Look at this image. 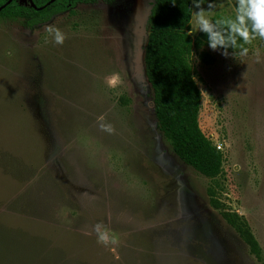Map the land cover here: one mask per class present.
Returning <instances> with one entry per match:
<instances>
[{
    "label": "rangeland",
    "instance_id": "obj_1",
    "mask_svg": "<svg viewBox=\"0 0 264 264\" xmlns=\"http://www.w3.org/2000/svg\"><path fill=\"white\" fill-rule=\"evenodd\" d=\"M154 3H80L32 29L0 19V168L25 177L0 213V264H264V62L254 55L264 57V40L247 57L206 47L212 64L192 58L201 128L224 159L211 180L159 130L145 73ZM209 3L214 20L233 14L231 0ZM48 25L66 34L63 45ZM101 115L113 133L100 129ZM8 184L0 176L2 196ZM210 187L223 209L212 207ZM223 210L247 221L261 259ZM96 224L119 243L86 235Z\"/></svg>",
    "mask_w": 264,
    "mask_h": 264
},
{
    "label": "trees",
    "instance_id": "obj_2",
    "mask_svg": "<svg viewBox=\"0 0 264 264\" xmlns=\"http://www.w3.org/2000/svg\"><path fill=\"white\" fill-rule=\"evenodd\" d=\"M9 1L0 0V8ZM23 1L13 0L0 12V19L24 22L32 29L49 23L60 14L74 13L80 3L92 4L99 0H57L49 6L52 0H32L37 8L47 6L41 11ZM231 1L236 4V0ZM193 7V0H155L149 16L145 73L153 90L159 130L174 153L201 175L216 180L223 173V153L201 128L203 95L192 63L196 54L207 65L212 64L214 58L204 50L209 47L204 33L195 39L188 35ZM208 195L213 208L223 209L214 187L208 189ZM222 216L249 246L251 253L261 259L260 244L247 221L226 210L222 211Z\"/></svg>",
    "mask_w": 264,
    "mask_h": 264
},
{
    "label": "clouds",
    "instance_id": "obj_3",
    "mask_svg": "<svg viewBox=\"0 0 264 264\" xmlns=\"http://www.w3.org/2000/svg\"><path fill=\"white\" fill-rule=\"evenodd\" d=\"M193 5L198 11L193 12V27L188 35L191 36L196 32L204 33L209 47L214 51L222 50L221 54L225 57L230 55L236 59L237 56L247 57L250 49L246 45H252L257 39L264 40V0H236L232 15L218 17L215 20L211 18L214 4L209 3L207 10L202 7L203 0H193ZM46 31L58 45H63L67 39L66 34L53 25H48ZM229 49L233 51L230 53ZM254 55L257 63L264 62L259 49L255 50ZM119 80L118 74L106 77L110 87H115ZM105 119L104 115L97 117L99 127L102 131L111 134L114 128L106 123ZM93 232L96 234L97 242L104 246L119 243L117 237L102 224L94 225L85 234L91 235Z\"/></svg>",
    "mask_w": 264,
    "mask_h": 264
},
{
    "label": "crops",
    "instance_id": "obj_4",
    "mask_svg": "<svg viewBox=\"0 0 264 264\" xmlns=\"http://www.w3.org/2000/svg\"><path fill=\"white\" fill-rule=\"evenodd\" d=\"M0 176L4 177L9 182L6 194L2 196V194L0 193V213H4L9 212L7 210L8 207L6 206V203L11 195L15 194L21 189L19 182H23V180H25V177L22 178L21 181H14L13 177L9 176L2 168H0ZM8 189H10V191H8ZM1 208L3 209L1 210Z\"/></svg>",
    "mask_w": 264,
    "mask_h": 264
},
{
    "label": "water",
    "instance_id": "obj_5",
    "mask_svg": "<svg viewBox=\"0 0 264 264\" xmlns=\"http://www.w3.org/2000/svg\"><path fill=\"white\" fill-rule=\"evenodd\" d=\"M12 1L13 0H10L6 5H4L2 8H0V12L2 11V10H4L8 5H10L11 3H12ZM57 0H52L47 6H49V5H51V4H53V3H55ZM24 2L26 3V2H30L31 3V5L36 9V10H43V9H45L47 6H44V7H42V8H37V6L33 3V1L32 0H24Z\"/></svg>",
    "mask_w": 264,
    "mask_h": 264
},
{
    "label": "built area",
    "instance_id": "obj_6",
    "mask_svg": "<svg viewBox=\"0 0 264 264\" xmlns=\"http://www.w3.org/2000/svg\"><path fill=\"white\" fill-rule=\"evenodd\" d=\"M217 148H218V150H221V147L220 146H218Z\"/></svg>",
    "mask_w": 264,
    "mask_h": 264
},
{
    "label": "flooded vegetation",
    "instance_id": "obj_7",
    "mask_svg": "<svg viewBox=\"0 0 264 264\" xmlns=\"http://www.w3.org/2000/svg\"><path fill=\"white\" fill-rule=\"evenodd\" d=\"M24 2V1H23ZM25 3V2H24ZM27 3V2H26Z\"/></svg>",
    "mask_w": 264,
    "mask_h": 264
}]
</instances>
